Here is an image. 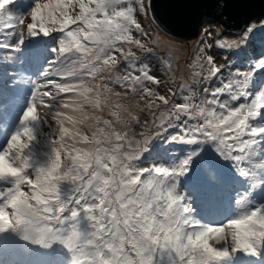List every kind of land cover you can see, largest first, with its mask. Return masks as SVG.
Here are the masks:
<instances>
[{"label":"snow or ice","instance_id":"snow-or-ice-1","mask_svg":"<svg viewBox=\"0 0 264 264\" xmlns=\"http://www.w3.org/2000/svg\"><path fill=\"white\" fill-rule=\"evenodd\" d=\"M15 3L0 0V251L36 245L40 264H264V41L249 54L217 40L239 48L231 66L201 49L175 103L147 86L161 83L138 19L152 0H31L19 14ZM225 205L220 223L202 218Z\"/></svg>","mask_w":264,"mask_h":264},{"label":"rangeland","instance_id":"rangeland-1","mask_svg":"<svg viewBox=\"0 0 264 264\" xmlns=\"http://www.w3.org/2000/svg\"><path fill=\"white\" fill-rule=\"evenodd\" d=\"M31 0H16V3L12 6V11L19 14L21 12H26ZM27 19V18H26ZM25 19V20H26ZM138 19L140 23H144L143 26L146 27L149 35L147 37H144L143 40L146 43H149L154 46V51L148 56L146 60H144L145 63L149 64V66L152 69V75L156 76L160 81V85L157 86L151 82H148L147 86L149 88L154 89L158 92L160 95H165L169 97L170 101L175 103H182L181 99V85L188 83L191 84V72L193 69L191 68L192 62L195 60L196 56L200 52L201 49H207L208 45H211V49L208 50V54L212 55L216 58L218 65H229L236 63L238 60V57L236 55H233V52L239 51V48L233 47L232 49L227 48H218L216 46L217 40H221L222 42H231V41H238L240 47H246L247 52L251 54L253 49H259L261 42L264 41V32L260 30L261 23H264V18H253L250 20L244 21L240 30H229L224 35H218V32L210 21H207V23L204 25V27L201 29L198 38L195 42V44L179 51H169L167 48L161 45L159 35L153 26L152 22L146 20V16L139 14ZM29 20V19H27ZM30 22V20H29ZM252 26L256 29L255 33L249 38L248 44L245 46L244 41L241 39V37L244 36L245 30L248 26ZM205 29L210 30L211 35H207L205 33ZM134 36L138 37V33L133 32ZM45 43H51V40H45L43 41ZM138 51V55H142V53ZM241 56H243V53H240ZM171 61V64L169 66L168 61ZM225 76L228 75L227 68L225 69ZM217 81L212 82V86H218ZM204 86H208L207 83ZM193 87H197L196 85H193ZM117 91H120L119 88L116 89ZM171 90V91H170ZM175 92L176 95L173 96L172 93ZM186 94V93H184ZM133 105V110L135 112H140V106L143 105V101L137 97L135 100L130 101ZM122 103H129L128 100L122 101ZM159 103V101H157ZM139 105V106H138ZM163 110V108H162ZM105 116L107 118V113H105ZM141 120L147 119L150 124L149 130H154L151 127V121L152 117L149 114L148 110L145 109L143 112H140ZM129 132H131L133 129L129 128L127 129ZM135 131L139 132L141 129L139 127H135ZM151 163V158L149 160L145 161V164ZM227 210V207L221 209V211ZM219 212L212 210L208 211L205 210V212L202 214V218L206 223L215 222L211 221L214 216H219ZM225 216L228 215L227 213H224ZM224 220V219H222ZM30 249H32L31 255H25L23 257L16 255L14 252L7 250L8 256H6L5 261L3 264H12L13 261L17 260H29L32 261L33 264H40V262L47 259L42 253L43 249H41L39 246L32 245L29 246Z\"/></svg>","mask_w":264,"mask_h":264},{"label":"water","instance_id":"water-1","mask_svg":"<svg viewBox=\"0 0 264 264\" xmlns=\"http://www.w3.org/2000/svg\"><path fill=\"white\" fill-rule=\"evenodd\" d=\"M253 18H264V0H152L146 16L161 45L171 52L195 44L207 21L218 35H224L229 29L240 30L244 21Z\"/></svg>","mask_w":264,"mask_h":264},{"label":"trees","instance_id":"trees-1","mask_svg":"<svg viewBox=\"0 0 264 264\" xmlns=\"http://www.w3.org/2000/svg\"><path fill=\"white\" fill-rule=\"evenodd\" d=\"M210 20V19H209ZM216 22V21H215ZM222 22V21H221ZM27 23H29V20H25V24H27ZM143 25H144V23H142ZM217 24H219L218 22H217ZM224 24H226V23H224ZM226 27H227V24H226ZM222 29V28H221ZM181 41V40H180ZM22 55V54H21ZM26 92H27V88H22L21 89V93H20V96H21V98H20V101H22L23 102V100H24V96L23 95H25L26 96ZM24 97V98H23ZM20 106H22V105H20ZM224 213H229V211H228V209L227 210H224V211H221L220 210V213H219V216H214V218L211 220V221H215V222H217V223H220L221 221H223L222 219H224L225 218V214ZM210 223H214V222H210ZM7 251H0V255H2L3 253H5V255H8L7 253H10V252H7Z\"/></svg>","mask_w":264,"mask_h":264},{"label":"bare ground","instance_id":"bare-ground-1","mask_svg":"<svg viewBox=\"0 0 264 264\" xmlns=\"http://www.w3.org/2000/svg\"><path fill=\"white\" fill-rule=\"evenodd\" d=\"M71 114V113H70ZM6 259V255H0V262H4Z\"/></svg>","mask_w":264,"mask_h":264},{"label":"clouds","instance_id":"clouds-1","mask_svg":"<svg viewBox=\"0 0 264 264\" xmlns=\"http://www.w3.org/2000/svg\"><path fill=\"white\" fill-rule=\"evenodd\" d=\"M229 30H231V29H229ZM232 31H234V30H232ZM215 223H217V222H215Z\"/></svg>","mask_w":264,"mask_h":264}]
</instances>
